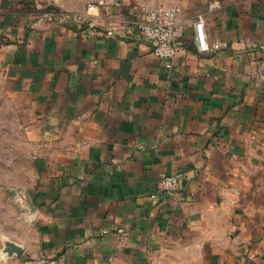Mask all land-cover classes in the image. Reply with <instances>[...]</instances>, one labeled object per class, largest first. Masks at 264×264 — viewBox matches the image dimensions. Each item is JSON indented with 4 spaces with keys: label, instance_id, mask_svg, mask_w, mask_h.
Masks as SVG:
<instances>
[{
    "label": "crops",
    "instance_id": "obj_1",
    "mask_svg": "<svg viewBox=\"0 0 264 264\" xmlns=\"http://www.w3.org/2000/svg\"><path fill=\"white\" fill-rule=\"evenodd\" d=\"M210 1L184 0V48L162 59L140 9L0 0V78L27 105L36 159L31 263L264 264V0Z\"/></svg>",
    "mask_w": 264,
    "mask_h": 264
},
{
    "label": "rangeland",
    "instance_id": "obj_2",
    "mask_svg": "<svg viewBox=\"0 0 264 264\" xmlns=\"http://www.w3.org/2000/svg\"><path fill=\"white\" fill-rule=\"evenodd\" d=\"M95 0H20L35 14H82ZM184 0H119L118 5L138 10L147 5H176ZM183 8V6H182ZM131 10V11H132ZM16 89L0 78V264H36L30 258L36 244V210L31 191L36 179L35 153L27 129V105ZM20 247V252L12 249Z\"/></svg>",
    "mask_w": 264,
    "mask_h": 264
},
{
    "label": "built area",
    "instance_id": "obj_3",
    "mask_svg": "<svg viewBox=\"0 0 264 264\" xmlns=\"http://www.w3.org/2000/svg\"><path fill=\"white\" fill-rule=\"evenodd\" d=\"M119 0H95L87 4L85 11L80 16H92L98 13L105 4L118 5ZM219 7L217 0L208 3V10ZM140 19L136 23L138 37L150 46L151 53L162 59H170L184 48V27L181 10L176 5H147L140 8ZM131 27V24H129ZM129 27V28H130ZM194 40L197 50L205 53L209 50L206 39L205 25L202 16H197L193 22ZM218 48V45H214ZM182 173H161L159 175V194L171 198L178 186Z\"/></svg>",
    "mask_w": 264,
    "mask_h": 264
},
{
    "label": "water",
    "instance_id": "obj_4",
    "mask_svg": "<svg viewBox=\"0 0 264 264\" xmlns=\"http://www.w3.org/2000/svg\"><path fill=\"white\" fill-rule=\"evenodd\" d=\"M31 204H33L32 203V201H31ZM12 249H14L16 252H20V247H17V246H12Z\"/></svg>",
    "mask_w": 264,
    "mask_h": 264
}]
</instances>
